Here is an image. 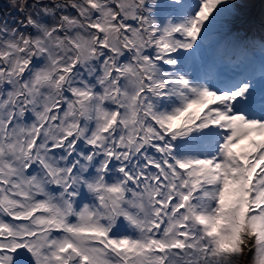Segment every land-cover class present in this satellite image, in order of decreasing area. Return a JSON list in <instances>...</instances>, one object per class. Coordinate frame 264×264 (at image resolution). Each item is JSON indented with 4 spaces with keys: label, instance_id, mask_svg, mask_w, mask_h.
<instances>
[{
    "label": "snow or ice",
    "instance_id": "6c2138e0",
    "mask_svg": "<svg viewBox=\"0 0 264 264\" xmlns=\"http://www.w3.org/2000/svg\"><path fill=\"white\" fill-rule=\"evenodd\" d=\"M243 5L13 0L0 264H264V71L213 55Z\"/></svg>",
    "mask_w": 264,
    "mask_h": 264
},
{
    "label": "rangeland",
    "instance_id": "374dc122",
    "mask_svg": "<svg viewBox=\"0 0 264 264\" xmlns=\"http://www.w3.org/2000/svg\"><path fill=\"white\" fill-rule=\"evenodd\" d=\"M12 2L13 0H0V16L9 19L17 16L18 12L12 7ZM250 9V0H244L242 11H250Z\"/></svg>",
    "mask_w": 264,
    "mask_h": 264
}]
</instances>
